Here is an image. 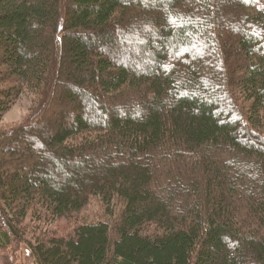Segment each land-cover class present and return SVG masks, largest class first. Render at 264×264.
I'll return each mask as SVG.
<instances>
[{
    "label": "trees",
    "instance_id": "obj_1",
    "mask_svg": "<svg viewBox=\"0 0 264 264\" xmlns=\"http://www.w3.org/2000/svg\"><path fill=\"white\" fill-rule=\"evenodd\" d=\"M22 96L27 119L3 124ZM93 203L105 218L50 230ZM15 247L264 264V0H0V255Z\"/></svg>",
    "mask_w": 264,
    "mask_h": 264
},
{
    "label": "rangeland",
    "instance_id": "obj_2",
    "mask_svg": "<svg viewBox=\"0 0 264 264\" xmlns=\"http://www.w3.org/2000/svg\"><path fill=\"white\" fill-rule=\"evenodd\" d=\"M30 100L27 96H22L16 104L9 110L7 113L4 114L2 123L3 124H15L19 122H23L27 119L29 114L30 108ZM102 219L105 218L100 206L94 205V203L88 206L78 217L77 221L74 220H63L59 223H54L50 230L57 234H71L73 231L74 226L78 222H84L88 220H97L98 218ZM50 223V222H48ZM44 230H41V238H47L52 235L51 231L48 229V225L43 223ZM149 230V229H147ZM152 232V230L150 231ZM0 264L6 261L9 264H33L32 259L28 254V251L24 247H15L14 249L10 250L7 253H3L0 255ZM5 258V259H4Z\"/></svg>",
    "mask_w": 264,
    "mask_h": 264
}]
</instances>
